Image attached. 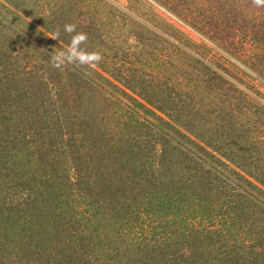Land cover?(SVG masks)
Wrapping results in <instances>:
<instances>
[{"label":"trees","instance_id":"1","mask_svg":"<svg viewBox=\"0 0 264 264\" xmlns=\"http://www.w3.org/2000/svg\"><path fill=\"white\" fill-rule=\"evenodd\" d=\"M154 1L264 84V7ZM117 10L106 31L71 17L104 51L94 69L35 68L22 39L0 43V264H264L258 89Z\"/></svg>","mask_w":264,"mask_h":264},{"label":"rangeland","instance_id":"2","mask_svg":"<svg viewBox=\"0 0 264 264\" xmlns=\"http://www.w3.org/2000/svg\"><path fill=\"white\" fill-rule=\"evenodd\" d=\"M128 8H135L136 12L142 14L149 13L148 16H152L151 22L164 21L169 24L179 36L189 40L191 44L198 47L199 51L204 52L208 60L218 62L235 76L257 88L261 101L264 103V84L253 78L254 74L248 68L154 0H0V43L9 38L22 39L20 48L29 56L31 55L29 61L35 68L41 67L44 65L43 58L50 57L52 51H58L66 46L47 35L55 31L58 25L61 28V35H64L61 26L70 23L71 17L76 16L77 12L81 14L76 18L85 20L94 18L105 24L103 26L106 27L104 29L106 31L112 21L114 23L118 20L117 17H112L114 10L127 11ZM63 20L66 22L63 23ZM98 51L104 52L100 48ZM187 61L185 56L181 57V62ZM181 62L177 65L179 66L177 69H180L183 83H186V90L190 91L193 86L192 79L190 76L187 78L184 76L186 64ZM191 65L197 68V63L193 62Z\"/></svg>","mask_w":264,"mask_h":264},{"label":"clouds","instance_id":"3","mask_svg":"<svg viewBox=\"0 0 264 264\" xmlns=\"http://www.w3.org/2000/svg\"><path fill=\"white\" fill-rule=\"evenodd\" d=\"M251 2L257 8L264 7V0H251ZM63 32L70 38L65 47L51 52L49 59L52 67L60 69L65 65H79L94 69L103 60L101 52L87 47L89 36L82 30L78 31L76 23H65ZM47 37L60 42V26L58 25Z\"/></svg>","mask_w":264,"mask_h":264}]
</instances>
